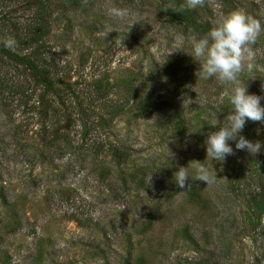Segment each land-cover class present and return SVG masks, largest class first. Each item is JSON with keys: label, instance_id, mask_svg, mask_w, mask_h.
<instances>
[{"label": "rangeland", "instance_id": "obj_1", "mask_svg": "<svg viewBox=\"0 0 264 264\" xmlns=\"http://www.w3.org/2000/svg\"><path fill=\"white\" fill-rule=\"evenodd\" d=\"M169 1L0 0V38L15 31L10 50L21 55L43 5L36 51L60 91L46 94L0 54V264H264V214L256 230L245 222L264 182V124L246 122L237 136L259 141V154L234 140V155L207 157L208 134L232 112L230 86L197 78L190 55L205 35L166 19ZM114 7L128 17L112 18ZM234 10L264 26V0H205L192 11L214 26ZM253 47L255 67L240 80L264 97V33ZM64 86L83 103L85 135ZM110 147L127 153L125 165ZM193 162L217 179L195 180Z\"/></svg>", "mask_w": 264, "mask_h": 264}, {"label": "clouds", "instance_id": "obj_2", "mask_svg": "<svg viewBox=\"0 0 264 264\" xmlns=\"http://www.w3.org/2000/svg\"><path fill=\"white\" fill-rule=\"evenodd\" d=\"M87 3V0H84ZM205 0H184L182 8L194 10L203 7ZM109 15L118 20L128 17L129 11L126 8H111ZM264 33V26L261 22L248 15L242 10H234L221 16L214 22V26L208 33L196 40L190 55L200 64L199 70L195 73L198 79L215 78L221 85L230 86L223 96L227 97L232 105V112L229 114L218 131L210 132L206 140L207 157L215 161H224L227 156L234 155L233 148L229 141H237L236 149L247 151L250 155H257L261 150V143L251 142L238 134L245 127L246 122H260L264 124V107L261 106V99L264 97L248 94L245 83L240 80L241 74L247 70L253 71L255 67L257 43L261 34ZM4 47L12 49L15 47V40L8 37L2 41ZM216 120L214 127L217 125ZM199 167L196 168L195 180L205 184L213 183L217 177L213 176L203 163L193 162ZM175 184L184 189L189 186L187 167H179L174 173ZM151 180V179H150Z\"/></svg>", "mask_w": 264, "mask_h": 264}, {"label": "trees", "instance_id": "obj_3", "mask_svg": "<svg viewBox=\"0 0 264 264\" xmlns=\"http://www.w3.org/2000/svg\"><path fill=\"white\" fill-rule=\"evenodd\" d=\"M169 2L173 3V8H166L162 6L163 13L171 22H176L182 26H184L185 29L192 31L195 34L198 35H206L208 31L213 27L209 25L208 23H200L197 20L195 11L182 8L181 6L183 4H179L176 2V0H170ZM37 5L39 6L38 10L42 9V14L44 7L40 2H37ZM40 12V11H39ZM40 12V16L37 18L38 26L37 29L34 31V35L32 37L24 36L22 38L23 41H25V44L32 45L31 52L26 55L17 54L13 51H11L9 48L4 47V44L2 41L6 38H0V54H2L4 57H6L8 60L13 62L15 65L22 67L23 69H26L30 76L33 78L35 83L42 84L45 89V93H51L53 96L57 97L59 94V90L55 89L53 80L49 79V72L45 69V65L47 62L45 59L40 55H38L36 49V45H40L38 41L41 39L42 36V30L44 29L42 25L43 15ZM45 21V20H44ZM11 38L16 40V32H11L10 35ZM16 42V41H15ZM17 45V43H16ZM39 48V46H38ZM66 88L68 92V100H70L71 109L77 113V121L81 127L82 133L85 135L87 133L88 129V121L83 118V103L81 100H79L78 96L75 95V93L71 90L70 86H64V89ZM103 89V88H101ZM99 90V89H98ZM99 99V98H97ZM46 108L45 102L43 103L40 100V105H43ZM53 112V109H52ZM66 119H69L66 115ZM103 126H106L108 123V120L102 121ZM105 122V123H104ZM252 125L254 122L248 121ZM110 154L114 162H116L117 166L125 165L129 156L124 150H121L119 148H109ZM133 179L131 177V174L127 175V178ZM143 181V179H139L138 185ZM259 185L257 186V189L253 192V194L250 196V199L247 200V211H246V218L245 222L250 226L252 230H256V227L258 223L260 222V219L262 215L264 214V182L263 178L259 180ZM237 190H239L237 188Z\"/></svg>", "mask_w": 264, "mask_h": 264}]
</instances>
